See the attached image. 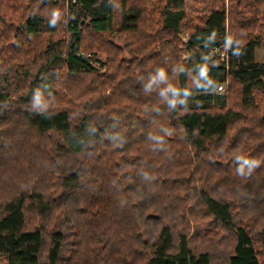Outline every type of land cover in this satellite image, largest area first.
Listing matches in <instances>:
<instances>
[{
  "label": "trees",
  "instance_id": "trees-1",
  "mask_svg": "<svg viewBox=\"0 0 264 264\" xmlns=\"http://www.w3.org/2000/svg\"><path fill=\"white\" fill-rule=\"evenodd\" d=\"M227 5L0 0V260L264 264V0Z\"/></svg>",
  "mask_w": 264,
  "mask_h": 264
},
{
  "label": "rangeland",
  "instance_id": "rangeland-1",
  "mask_svg": "<svg viewBox=\"0 0 264 264\" xmlns=\"http://www.w3.org/2000/svg\"><path fill=\"white\" fill-rule=\"evenodd\" d=\"M228 4V0H226V5ZM228 6V5H227ZM118 21V20H117ZM183 40L184 41H187L188 40V37H184L183 38ZM214 55H217V53H216V51L214 50L213 51V54H212V56H214ZM219 56V55H218ZM90 57V56H89ZM220 58H221V56H219ZM256 57H257V61L258 62H260V63H264V46H262L260 49H258L257 50V52H256ZM97 59L98 60H101V61H105V59H106V57H105V55H100V56H98L97 57ZM221 60H223L222 58H221ZM92 61H93V64L96 66V67H98L99 68V64H97L95 61H96V59H92ZM223 61H225V60H223ZM224 86V88H223V90H219L218 91V94H223V93H225V91H227V89H228V84H225V85H223ZM44 104H46V106L47 107H49V106H51V101L50 100H48V101H46ZM175 104V103H174ZM177 104V103H176ZM261 250V249H260ZM259 250V252H261ZM0 264H8V262H7V260L5 259V258H2L1 260H0Z\"/></svg>",
  "mask_w": 264,
  "mask_h": 264
},
{
  "label": "built area",
  "instance_id": "built-area-1",
  "mask_svg": "<svg viewBox=\"0 0 264 264\" xmlns=\"http://www.w3.org/2000/svg\"><path fill=\"white\" fill-rule=\"evenodd\" d=\"M214 50L216 51L217 54H219V56H221V58L223 60L227 59V57H228V55H227V47L225 49L215 48ZM223 88H224V86H221L219 88V90L221 91V90H223Z\"/></svg>",
  "mask_w": 264,
  "mask_h": 264
}]
</instances>
